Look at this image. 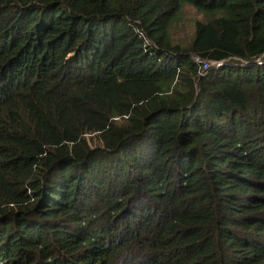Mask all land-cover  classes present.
I'll return each instance as SVG.
<instances>
[{
    "label": "trees",
    "instance_id": "1",
    "mask_svg": "<svg viewBox=\"0 0 264 264\" xmlns=\"http://www.w3.org/2000/svg\"><path fill=\"white\" fill-rule=\"evenodd\" d=\"M0 264H264V0H0Z\"/></svg>",
    "mask_w": 264,
    "mask_h": 264
},
{
    "label": "rangeland",
    "instance_id": "2",
    "mask_svg": "<svg viewBox=\"0 0 264 264\" xmlns=\"http://www.w3.org/2000/svg\"><path fill=\"white\" fill-rule=\"evenodd\" d=\"M200 17L201 15L196 13L192 8L185 7L182 19H180L171 29V36L173 40L175 42H187L191 36L194 21ZM95 142L97 143V141L94 140L93 144Z\"/></svg>",
    "mask_w": 264,
    "mask_h": 264
},
{
    "label": "built area",
    "instance_id": "3",
    "mask_svg": "<svg viewBox=\"0 0 264 264\" xmlns=\"http://www.w3.org/2000/svg\"><path fill=\"white\" fill-rule=\"evenodd\" d=\"M194 58H195V60H196L197 62H200V63L202 64V70H205L206 68H208V67L211 66V65H217V64H219V62H217V61H207V60H202V59H200V58L197 57V56H195Z\"/></svg>",
    "mask_w": 264,
    "mask_h": 264
}]
</instances>
